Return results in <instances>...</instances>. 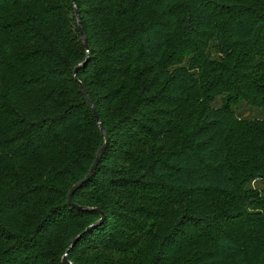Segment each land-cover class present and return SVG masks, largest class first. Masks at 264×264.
Wrapping results in <instances>:
<instances>
[{"label": "trees", "instance_id": "trees-1", "mask_svg": "<svg viewBox=\"0 0 264 264\" xmlns=\"http://www.w3.org/2000/svg\"><path fill=\"white\" fill-rule=\"evenodd\" d=\"M79 65L110 139L83 209L105 138ZM241 100L264 109V0H0V264H63L77 237L73 264H264Z\"/></svg>", "mask_w": 264, "mask_h": 264}, {"label": "water", "instance_id": "water-1", "mask_svg": "<svg viewBox=\"0 0 264 264\" xmlns=\"http://www.w3.org/2000/svg\"><path fill=\"white\" fill-rule=\"evenodd\" d=\"M72 1H73V3L75 4V0H72ZM76 16H77V19H78V22H79V23H78V30H79V33H80L81 38H82V40L84 41V44H85V46H86V48H87V50H88V49H89L88 40H87V38H86V36H85V34H84V31H83V29H82V26H81V24H80V17H79V12H78V10H76ZM80 66H81V65H79L78 67L75 68L74 73H73V74H74V78L76 79V81L79 82L80 87H81V89H82V91H83V93H84V95H85V97H86V99H87V101H88V103H89L91 109L93 110V113L95 114V117H96V119H97V122H98V125H99V128H100V131H101V133L103 134V136H104V138H105V144H104V146L99 150V152L97 153V156H96L95 162H94V164H93V166H92V168H91L89 174H88L87 177H86L85 179H83L81 182H79V183H77L76 185H74V186L72 187V189H71L69 195H68V201H69L70 205H72V206H74V207H77V208H80V209H83V208H81V207L76 206V205L73 203V196H74L75 192H76L79 188H81L84 184H86V183H87V182L93 177V175H94V173H95V171H96V169H97L99 163L101 162L102 157H103V155H104V153H105V151H106V149H107V147H108V145H109L110 139H109V136H108V134H107V132H106V129H105V127H104V125H103V123H102V121H101V118H100V116L98 115V113L96 112V109H95V107H94V104H93L92 100H91L90 97H89L88 91L86 90V88L84 87V85H83L82 83H80V81H79L78 78H77V72H78V69H79ZM98 212L101 214V216H102V220H103V219L105 218L104 213H103V212H100L99 210H98ZM102 220H101V221H102ZM78 239H79V237H77V238L71 243V245L69 246V248L67 249V251H66V253H65L64 257H63V264H73L72 262H70V261L68 260V254H69V252L71 251V249L74 247V245H75V243L78 241Z\"/></svg>", "mask_w": 264, "mask_h": 264}, {"label": "rangeland", "instance_id": "rangeland-1", "mask_svg": "<svg viewBox=\"0 0 264 264\" xmlns=\"http://www.w3.org/2000/svg\"><path fill=\"white\" fill-rule=\"evenodd\" d=\"M215 52H212V58H215ZM201 72V71H200ZM199 70H195L193 73L194 74H200ZM204 85H208L211 83V77L208 79H204L203 81ZM210 94V92H209ZM233 97L232 94L227 95V96H220L217 97L215 102L213 103L214 107H220L224 102H228L229 98ZM232 108L235 110V112L237 113V115L239 117H241V119H264V109L259 108L258 106L256 107V105L250 104V102H247L245 100H241L239 103L237 104H233ZM253 186L258 189V190H264V181H257L255 183H253ZM157 235V234H156ZM157 239L155 237L149 238L148 240V244H152V243H156ZM149 249L146 248L144 250V252H142L143 255L148 254ZM69 260V258H68ZM143 260L142 257H136L134 259H132L130 264H141V261ZM127 263V258L126 256H121L120 258V263L119 264H126Z\"/></svg>", "mask_w": 264, "mask_h": 264}]
</instances>
